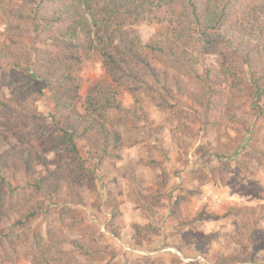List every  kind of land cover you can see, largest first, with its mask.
Masks as SVG:
<instances>
[{
	"label": "rangeland",
	"instance_id": "374dc122",
	"mask_svg": "<svg viewBox=\"0 0 264 264\" xmlns=\"http://www.w3.org/2000/svg\"><path fill=\"white\" fill-rule=\"evenodd\" d=\"M14 12L0 0V43ZM127 31L147 46L162 84L146 81L169 105L159 108L162 98L144 89L137 102L128 84L112 83L97 55L79 73L78 111L85 114L99 90L116 94L122 109L109 112L108 128L119 141L98 131L83 137L80 129L74 151L63 133L73 121L50 94L25 102L31 113L13 116L16 130L0 129V264H39L26 241L34 232L44 239L36 255L45 251L51 264H264V99L254 100L240 66L231 77L210 74L221 93L210 99L190 70L164 50L152 52L170 47L169 23ZM50 39L43 32L24 43L51 49ZM195 48L188 49L202 76L220 70V50L234 52ZM165 74L171 96L162 90ZM36 109L43 119L30 118Z\"/></svg>",
	"mask_w": 264,
	"mask_h": 264
},
{
	"label": "trees",
	"instance_id": "16d2710c",
	"mask_svg": "<svg viewBox=\"0 0 264 264\" xmlns=\"http://www.w3.org/2000/svg\"><path fill=\"white\" fill-rule=\"evenodd\" d=\"M8 4L15 14L7 18L5 40L0 43V116L7 117L0 120V129L10 127L8 130L15 131L18 126L13 116L30 114L31 108L25 102L31 99L29 103L35 105L48 92L55 108L73 121V129L63 133L71 138L74 151L75 135L80 129L83 137L98 131L106 142L111 140L110 135L119 141L117 132L108 128L109 112L122 109L116 94L99 90L87 98L85 114L78 111L79 73L84 61L93 55L101 59L116 87L128 84L127 89L138 98L137 102L141 100L140 89L156 93L163 100L157 105L165 109L169 105L165 97L146 81L151 79L161 85V73L144 56L147 46L131 38L127 31L145 22L170 24V47L151 46L152 52L164 50L176 67L190 70L191 76L208 89L210 99L221 95L213 88L210 74L213 72L216 79L231 77V70L239 66L249 81L254 100L264 99V0H222L214 6L205 0H8ZM43 32L51 37V49L25 45L27 36ZM224 45L230 48L228 52H234L220 50V70L207 68L205 76L199 75L195 66L200 59L188 48L198 47L204 52ZM243 74L236 75L240 82ZM164 81L162 90L171 96L167 74ZM35 111L30 118L43 119ZM26 241L39 264H51L45 251L40 257L36 255L43 246L41 234H27Z\"/></svg>",
	"mask_w": 264,
	"mask_h": 264
},
{
	"label": "built area",
	"instance_id": "2783aa9c",
	"mask_svg": "<svg viewBox=\"0 0 264 264\" xmlns=\"http://www.w3.org/2000/svg\"><path fill=\"white\" fill-rule=\"evenodd\" d=\"M202 259V258H201ZM202 261H204L203 259H202Z\"/></svg>",
	"mask_w": 264,
	"mask_h": 264
}]
</instances>
